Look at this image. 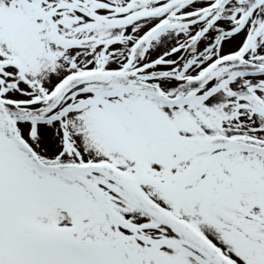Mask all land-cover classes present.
Returning a JSON list of instances; mask_svg holds the SVG:
<instances>
[{
	"label": "rangeland",
	"instance_id": "1",
	"mask_svg": "<svg viewBox=\"0 0 264 264\" xmlns=\"http://www.w3.org/2000/svg\"><path fill=\"white\" fill-rule=\"evenodd\" d=\"M74 1L0 0V63H7L0 65V105L25 112L13 119L14 128L41 165H100L89 178L90 172L47 174L11 141L0 118V264H264V51L257 50L264 47V15L253 19L264 0H119L114 23L123 27L132 54L125 55L128 68L115 86L104 80L115 54L78 62L43 45L46 35L58 32L55 25L80 16L62 5ZM47 2L55 25L36 18ZM158 20L163 27L140 51L132 48ZM192 25L201 28L199 38L208 37L181 44L176 36ZM230 35H236L231 45ZM241 46V64L232 67L229 55ZM169 50L172 66L161 69ZM202 52L209 57L198 59ZM209 65L222 69L213 80L200 75ZM89 69L98 77L83 80L80 73ZM189 78L194 83H186ZM68 82L81 86L65 87L47 101L57 83ZM79 88L93 91L72 97ZM81 98L90 104L61 111L76 109L69 105ZM59 112L44 124L43 117ZM35 115H41L36 122ZM212 137L230 138L235 147L205 151L201 145ZM114 188L144 215L130 217ZM240 218L257 227L240 226ZM38 231L43 241L25 238ZM85 237L92 246L84 245Z\"/></svg>",
	"mask_w": 264,
	"mask_h": 264
},
{
	"label": "bare ground",
	"instance_id": "2",
	"mask_svg": "<svg viewBox=\"0 0 264 264\" xmlns=\"http://www.w3.org/2000/svg\"><path fill=\"white\" fill-rule=\"evenodd\" d=\"M118 1L119 0H113V1L108 0L106 2L102 1L98 3L95 1V4L93 5H90L88 3L82 4L83 2L77 1L78 5L76 6V10L77 12H82L84 17H81V16H78L77 18H75V16L67 17V19L64 20V26L67 32L74 33L76 30L75 25H78L79 32L83 33V39L85 40L87 44L86 43L82 44V46L85 48V51L78 53L79 56L77 55L75 51H70V55H69L70 58L77 57L78 59H80L79 57H85L87 55L88 58L95 59L101 53L108 54V53L113 52V48L119 49L120 52L124 53L123 56L128 55L132 51L131 47H129V44H127L128 40L126 39L125 36H124L123 41L118 42V43L115 42V38H113L119 35L120 33V29L114 23L115 18L117 16H120L121 15L120 13L122 11L121 4ZM91 6H93L95 10L93 11V19L88 20V14L92 15L91 12L88 11L89 8H91ZM161 13H163L162 8H160L159 10V14ZM263 15H264V4L259 7L258 12L253 16V19L256 21L258 18H260ZM200 34H201V28L198 25L196 26L192 25L191 29H189V31L184 36H182L181 38L176 36V39L180 40L181 44L188 45L192 42L200 41L201 39L205 40L208 37L209 33L204 34L201 36V38H199ZM104 36H108L107 40L102 39ZM248 36H250V34H248ZM235 39H236V35H230L229 36L230 42L228 44L231 45ZM262 39H264V37H262ZM91 40H93L94 42L92 43ZM166 40L172 42L169 38H167ZM49 44L50 46H53L51 43ZM162 44H163V41L160 42L158 45L162 46ZM142 47H143L142 44H138L139 49ZM230 47L232 46H228L227 48H230ZM257 50L264 51V47H260ZM171 52L172 50H169L167 52V58H166L167 61L164 62L163 64H160L161 69H167L172 66L168 60V54ZM236 52L242 55L245 52V49L244 50L236 49V51L233 54H231V56L237 55ZM246 56L249 57L247 53H246ZM208 57L209 56L207 54L202 52L199 55L198 59H207ZM221 72H222V69L217 68L215 70L211 69V71L207 74L200 73V75L206 74L205 75L206 77L211 76L213 80L214 77H217ZM251 72H255V71H251ZM85 80H89V79H85ZM105 80L108 81L109 83H112L113 85H117V83L121 81V75L117 73L114 76H111V77L108 76L107 78H105ZM189 80L190 78L188 79V82L186 83H194ZM249 81H252V80L250 79L246 81L247 84H245V87L242 89V95L240 96V98L243 96V94L247 93L246 89H248ZM179 82L184 83L185 81L181 80ZM167 88L168 89L172 88L171 90H173L175 87L167 86ZM230 91H232V88L230 89ZM177 95L178 94H176V96ZM45 104L47 105V108L50 109L54 105V102L45 103ZM114 190L116 191L115 195L117 197H122L125 205L130 207V208H127V210H132L130 213V217L135 218V217L144 215L141 212L137 204L133 202L130 203L129 201H127L128 195L118 192L116 188H114ZM260 244L262 247H264V240L261 241Z\"/></svg>",
	"mask_w": 264,
	"mask_h": 264
},
{
	"label": "water",
	"instance_id": "3",
	"mask_svg": "<svg viewBox=\"0 0 264 264\" xmlns=\"http://www.w3.org/2000/svg\"><path fill=\"white\" fill-rule=\"evenodd\" d=\"M238 61H235V63H237ZM228 147L230 146V143H222L220 140H214V141H210L208 147L211 148L212 150H216L218 148L221 147Z\"/></svg>",
	"mask_w": 264,
	"mask_h": 264
}]
</instances>
